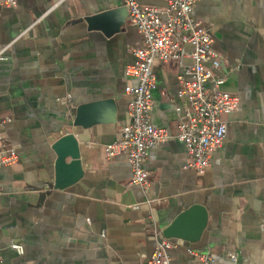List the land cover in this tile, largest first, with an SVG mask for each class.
<instances>
[{"label": "crops", "instance_id": "obj_1", "mask_svg": "<svg viewBox=\"0 0 264 264\" xmlns=\"http://www.w3.org/2000/svg\"><path fill=\"white\" fill-rule=\"evenodd\" d=\"M163 10L165 0H140ZM193 15L212 32L221 55L222 88L240 98L224 114L228 133L202 174L176 138L156 144L145 161L147 189L130 183L131 166L104 148L130 120L126 74L143 36L123 0H17L0 5V114L19 160L0 168V264H145L163 230L194 203L208 210L199 239L167 238L172 264H197L211 253L219 264H264V0H197ZM184 46L182 62L191 64ZM151 122L176 131L187 100L178 95L186 68L154 64ZM72 96L74 107L66 104ZM113 100L75 125L79 106ZM75 133L83 174L55 189L54 142ZM51 188L44 190V184ZM157 200L145 203L146 198ZM140 204V208L132 206ZM196 220L185 225L187 233ZM16 242L24 252L11 248Z\"/></svg>", "mask_w": 264, "mask_h": 264}, {"label": "built area", "instance_id": "obj_2", "mask_svg": "<svg viewBox=\"0 0 264 264\" xmlns=\"http://www.w3.org/2000/svg\"><path fill=\"white\" fill-rule=\"evenodd\" d=\"M130 21L143 36V46L134 50L135 61L127 67L126 74L136 79V83L126 87L128 94V112L130 120L120 131L116 141L105 146L107 158L123 155L131 166L132 185L147 189L149 172L145 161L148 150L156 144L176 138L183 142L190 155L186 168L202 174L210 165L213 152L222 146L228 133V124L223 118L236 110L240 98L222 88L226 76L215 73L219 67L221 55L213 48L212 32L193 15L197 0H165L166 7L160 10L141 4L140 0H123ZM1 6L14 7L17 0H0ZM192 47L186 53L191 64L185 66L181 61L184 46ZM3 50H0V55ZM156 61H176L178 66L186 68L188 79L180 78L178 95L187 100L185 117L177 124L175 132L157 127L151 122L152 92L156 88L154 64ZM71 110L74 102L71 95L66 98ZM11 120L0 114V168L15 164L19 155L11 146L2 127ZM44 190L51 188L44 184ZM157 202L147 197L145 203ZM140 208V204L132 206ZM175 244L165 238L159 240L153 254L145 264H172L170 249ZM11 248L18 253L24 252L21 244L13 242ZM197 264H219L211 253H197ZM234 264H240L237 253L230 254Z\"/></svg>", "mask_w": 264, "mask_h": 264}, {"label": "water", "instance_id": "obj_3", "mask_svg": "<svg viewBox=\"0 0 264 264\" xmlns=\"http://www.w3.org/2000/svg\"><path fill=\"white\" fill-rule=\"evenodd\" d=\"M128 13L127 8L125 7ZM106 105L115 111L113 100H104L79 106L74 126L83 125L84 116L89 110ZM53 149L57 153L56 175L54 181L55 189H64L80 179L83 174L80 143L73 132H67L59 136L54 142ZM196 220V226L191 233H187L185 225ZM208 221V210L201 203H194L180 211L173 221L164 228L163 235L166 238L180 237L186 239H199Z\"/></svg>", "mask_w": 264, "mask_h": 264}]
</instances>
